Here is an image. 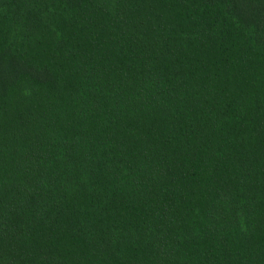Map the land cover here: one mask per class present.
I'll return each mask as SVG.
<instances>
[{
	"label": "trees",
	"instance_id": "trees-1",
	"mask_svg": "<svg viewBox=\"0 0 264 264\" xmlns=\"http://www.w3.org/2000/svg\"><path fill=\"white\" fill-rule=\"evenodd\" d=\"M0 264H264V0H0Z\"/></svg>",
	"mask_w": 264,
	"mask_h": 264
}]
</instances>
